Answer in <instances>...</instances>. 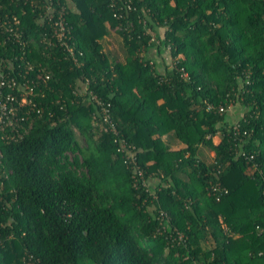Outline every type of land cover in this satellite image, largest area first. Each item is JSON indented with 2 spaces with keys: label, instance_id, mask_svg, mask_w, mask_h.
<instances>
[{
  "label": "trees",
  "instance_id": "1",
  "mask_svg": "<svg viewBox=\"0 0 264 264\" xmlns=\"http://www.w3.org/2000/svg\"><path fill=\"white\" fill-rule=\"evenodd\" d=\"M59 1L73 55L37 40L30 0H0L49 74L27 75L48 108L0 137V264H264V0ZM111 32L123 60L103 50Z\"/></svg>",
  "mask_w": 264,
  "mask_h": 264
},
{
  "label": "built area",
  "instance_id": "2",
  "mask_svg": "<svg viewBox=\"0 0 264 264\" xmlns=\"http://www.w3.org/2000/svg\"><path fill=\"white\" fill-rule=\"evenodd\" d=\"M22 1L23 4H27V1L29 0ZM29 6L32 7V12L36 13V23L42 27L43 30L45 28L48 31L44 34L40 31L38 35H41V37H37V40L48 44H52L55 40V42L59 45H65L73 55V50L71 47H68L66 41L70 38V27L65 18L64 5L60 3L59 0H30ZM125 7L127 9L131 8L129 3H125ZM2 8L3 4L0 2V31L4 29L8 35L12 36L13 47L16 44L19 45L18 52L16 54L13 53V47H11L10 44L8 46L11 52L6 53L7 48L5 46L3 53L0 54V137L3 139H11L14 137H21L22 128L24 132L26 131L25 127L21 124L24 120H26V117L19 114L20 110L23 108H27L30 111L35 109V112L40 113L45 111L46 107L48 108L44 101L42 104L33 99L36 96L44 98L45 93L41 88L35 91L39 86V82L36 81L35 77H28L27 75L33 73L34 70L37 69V72H40V75L38 74L39 78H41V82L45 86L46 80L49 78V74L45 72L44 67L40 64H38V68L35 69L34 64L30 60L26 59L27 54L30 52L29 43L34 39L31 36H28V38L23 36L21 19L18 15L11 14L7 11L5 12ZM114 16L119 17L121 14L114 12ZM153 39L154 37H152L151 40ZM2 42L5 44L6 40H0V45L3 44ZM183 76L186 77V74L184 73ZM87 87L88 81H86L84 86L85 92ZM91 98L94 99L95 103L100 107L101 119L103 122L108 124L107 129L111 130L113 135L116 136L117 129L110 118L107 106L109 104L106 105L96 96L92 95ZM231 107L232 104L227 107L221 105L217 108V110L223 112L224 110L231 109ZM208 108H212V106L209 105ZM117 139L118 138L115 137V140ZM118 148L120 151L125 153V158L135 162L133 148L130 145L125 144L122 140ZM135 172L142 176L141 170L136 168ZM143 184H145V182H143ZM211 190L216 199H219L220 196L227 191L220 185V183L212 184ZM163 216L169 219L166 213H163Z\"/></svg>",
  "mask_w": 264,
  "mask_h": 264
},
{
  "label": "rangeland",
  "instance_id": "3",
  "mask_svg": "<svg viewBox=\"0 0 264 264\" xmlns=\"http://www.w3.org/2000/svg\"><path fill=\"white\" fill-rule=\"evenodd\" d=\"M101 42L105 53L111 54L112 57H115L118 60L124 59V49L122 47L121 37L116 32H111L110 34L105 36L101 40ZM137 93L138 91L135 90V94ZM234 111H235V107L234 109H232L231 112L233 113ZM214 140L216 141L217 139L215 138ZM163 141L167 144L169 148L172 149H176L183 146V143L179 141L171 132L163 135ZM200 149L202 151V157L205 160L210 161L211 158H210L209 149L204 146H201Z\"/></svg>",
  "mask_w": 264,
  "mask_h": 264
},
{
  "label": "crops",
  "instance_id": "4",
  "mask_svg": "<svg viewBox=\"0 0 264 264\" xmlns=\"http://www.w3.org/2000/svg\"><path fill=\"white\" fill-rule=\"evenodd\" d=\"M236 111V110H235ZM235 115L237 116L238 115V113L237 112H235ZM182 147V146H181ZM181 147H179V148H181ZM176 149H178V148H176Z\"/></svg>",
  "mask_w": 264,
  "mask_h": 264
}]
</instances>
